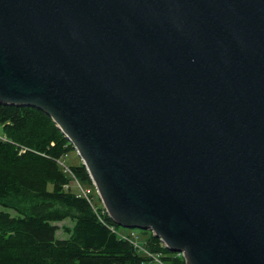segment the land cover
Returning <instances> with one entry per match:
<instances>
[{"label": "water", "instance_id": "1", "mask_svg": "<svg viewBox=\"0 0 264 264\" xmlns=\"http://www.w3.org/2000/svg\"><path fill=\"white\" fill-rule=\"evenodd\" d=\"M0 104L53 119L118 226L264 264V0H0Z\"/></svg>", "mask_w": 264, "mask_h": 264}, {"label": "trees", "instance_id": "2", "mask_svg": "<svg viewBox=\"0 0 264 264\" xmlns=\"http://www.w3.org/2000/svg\"><path fill=\"white\" fill-rule=\"evenodd\" d=\"M0 130V264H152L114 231L131 229L110 218L80 157L65 163L76 151L49 115L0 104ZM67 220L59 239L57 224ZM139 231L165 264H185L151 231Z\"/></svg>", "mask_w": 264, "mask_h": 264}, {"label": "rangeland", "instance_id": "3", "mask_svg": "<svg viewBox=\"0 0 264 264\" xmlns=\"http://www.w3.org/2000/svg\"><path fill=\"white\" fill-rule=\"evenodd\" d=\"M0 133H1V130H0ZM81 160V159H80ZM79 161V158L77 156V152L76 153H72L69 155V157H67L65 159V163H76ZM72 188L73 190H75L76 192H79L80 191V188L78 187V185L76 183H73L72 184ZM96 188V187H95ZM97 192V190H96ZM98 194V193H97ZM99 196V195H98ZM59 226V230H58V233H57V236L59 239H63V238H66L67 235L63 232V226H72V223L70 221H64V222H61V223H58L57 224ZM137 241L139 240L140 243H145L146 240L150 237V234L149 233H144L142 231H139L138 229L134 230V229H131L128 231ZM136 236H134V234ZM124 234H126L125 232H123ZM153 264H156V263H153Z\"/></svg>", "mask_w": 264, "mask_h": 264}, {"label": "built area", "instance_id": "4", "mask_svg": "<svg viewBox=\"0 0 264 264\" xmlns=\"http://www.w3.org/2000/svg\"><path fill=\"white\" fill-rule=\"evenodd\" d=\"M121 238L127 240V241H130L136 248H139L140 250L144 251L149 257H151L154 262L158 263V264H164V262L162 261L161 259V256L162 254H159V253H149L148 251H146L142 245H140V243L131 235V236H128L127 234H124V233H119L117 232L116 230H114ZM161 246L165 247V244L162 242L161 240ZM182 255L181 254H178V257H181Z\"/></svg>", "mask_w": 264, "mask_h": 264}]
</instances>
